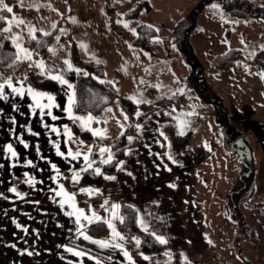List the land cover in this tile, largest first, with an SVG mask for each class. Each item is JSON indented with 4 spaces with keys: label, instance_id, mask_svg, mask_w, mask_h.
Returning <instances> with one entry per match:
<instances>
[{
    "label": "rangeland",
    "instance_id": "374dc122",
    "mask_svg": "<svg viewBox=\"0 0 264 264\" xmlns=\"http://www.w3.org/2000/svg\"><path fill=\"white\" fill-rule=\"evenodd\" d=\"M18 1L22 6L33 7L34 12L27 14L22 10H16L12 3L5 0V3L13 8L5 28L9 27L8 22L13 17L25 21L24 25L18 27L13 23L11 31L6 33L11 38L16 35L21 36L23 46L29 51L32 52L24 43V34L28 33V27L48 32L61 16L66 15L64 31L78 41L82 55L103 61L108 79L115 78L116 69L123 72L124 79L118 85L119 96L127 95L137 100L148 101L149 86L158 88L155 99L166 95H179L181 93L178 90L184 89L183 94L187 95L186 107L196 112L198 119L189 129L191 136L188 151L193 154H188V151L182 153L178 161L186 157L187 160L177 163L183 162L192 166V178L185 188L184 195L192 198L195 217H198V213L202 214V221L198 218L197 221L202 223L204 235L196 234L194 237L192 235L194 247L191 251L174 249L173 246L172 249L165 250L163 260L172 263L173 252L179 251L191 264H259L258 255L244 237L245 232H250L263 221L262 218L253 215L252 209V203L264 200V191L252 192V187L259 183L253 172L259 167L260 157L264 155L262 146H255L257 136L252 133V126L256 122H264V80L258 75L264 72V69L252 68L249 61L258 51L264 49L262 47L264 46L263 16H250L247 6L226 8L225 0H151L152 10H142L133 18L126 16L130 4L108 12L105 0H79L77 3H70L68 0ZM252 1L264 6V0ZM212 3L221 5L223 20L219 15L213 14L210 8ZM197 11L199 13H195ZM182 18L184 21L180 22ZM112 21H122L129 27H125L124 34L116 36L110 32L109 26ZM141 23L153 24L157 29V34L152 37L154 45L152 54L135 47L132 43L137 35V26ZM130 29H135L136 34L134 35ZM230 48L242 50L241 62L244 65L241 76L235 77L237 62L230 68L209 75L206 65L213 56ZM188 49H192L195 53L194 65H190L187 74H179L178 70H175L177 74L174 75L172 70H168L164 65L167 64L170 56L172 59L179 58L181 54L178 51ZM49 58L58 62V74L61 75L60 67L65 65L63 61L69 60L72 63L68 44L56 48L55 54L52 53ZM39 60H43L45 67L47 66L44 59L37 61ZM154 63H160V66L150 69V64ZM72 65L76 68L73 63ZM65 66L67 70V65ZM79 69L82 70L81 72L85 71ZM35 70L40 71L37 67ZM198 70H201V75L205 76L200 84L201 92L189 78L190 73ZM72 74L73 71L67 70V78ZM202 92L206 95L202 96ZM116 106L118 108L114 109L113 107ZM110 109L111 112L104 110L99 114L87 113L86 116L74 113L75 116L85 118L91 115L95 118L91 127L106 130V135L103 138L99 137L98 153L102 147L111 149L112 136L121 133L127 125L124 121L123 129L118 130L120 117H117L116 109L119 115L123 117L126 115L121 109L119 97L111 104ZM104 120L106 126L102 124ZM95 121L99 122L95 124ZM76 122L82 127L80 121ZM162 132L164 133L163 130ZM72 139L76 146L72 148L81 153H88L90 160H94L88 152L91 147L89 143L74 135ZM230 139L233 141L229 144ZM238 140L240 147L236 144ZM167 142V149L170 151L168 139ZM249 146L254 160L247 155L250 151ZM163 147L166 145L164 144ZM209 149L213 150L209 151ZM16 152L17 158L26 155H19L20 152ZM170 154L172 156L171 151ZM107 155L108 153H104L103 157L99 156L100 160L106 159ZM80 170V168L67 169L63 173V178L69 177L71 180L73 172ZM22 171H24L23 167L13 168L12 163V178L16 175L12 187L15 181L20 179L17 175L22 174ZM175 182L177 183L178 179ZM81 188L83 187L80 186L79 189ZM74 193L82 197L87 195L83 192L76 193V190ZM13 194L15 193L12 192V200ZM94 204L88 201L84 206L86 212ZM132 237L140 240L138 236ZM197 240L201 244H198ZM209 240L212 241L211 244ZM129 245L133 246L132 240ZM165 253H170V256Z\"/></svg>",
    "mask_w": 264,
    "mask_h": 264
},
{
    "label": "crops",
    "instance_id": "0c3cea01",
    "mask_svg": "<svg viewBox=\"0 0 264 264\" xmlns=\"http://www.w3.org/2000/svg\"><path fill=\"white\" fill-rule=\"evenodd\" d=\"M200 31L203 33L201 28ZM133 45L138 47L134 43ZM178 52L181 57H173L172 59L170 56L164 66L168 67V70H172L174 75L177 74L175 70H178L179 74H187L190 71V63L186 61L187 58L182 50ZM158 66L160 63L150 64L149 67L155 69ZM61 68V75L73 85V88L68 89L67 85H62L60 94L46 93L55 97L57 106L41 111L35 106V101L27 91L21 97L11 94V90L7 87L5 92L9 94V99L0 100V165H2L0 167V264H96L97 259L100 264H129L121 249L112 247L102 249L79 236L76 231L78 225L74 222L75 218L65 215V212L71 211V209L67 205L61 209L59 201L62 197H57L53 191H58L59 185L63 184V173L67 169L85 167L83 156L88 154L81 153V156L76 160L67 156L69 149L73 153L77 151L70 146L69 136L65 133V127L69 129V121L72 120L66 111L68 96L74 92V81L77 74L73 71L72 76L67 78L66 66L62 65ZM13 85L21 87V82L13 81ZM23 87L25 90L28 88L25 84ZM186 100L187 95L186 99L180 103L137 110L142 115L136 116V124L142 125L143 129L138 132L139 141L137 144L127 149V152L130 150V154H126L123 160L124 171L117 170L111 174L117 179L114 181L105 180L100 187L83 186V188L99 189L100 194L82 197L65 189L70 194L78 196L75 197L77 207L83 209L85 215L90 216L88 212H95L103 220L111 221L115 225L116 231L124 236V240L119 238L113 240L111 229L104 237L92 235L87 230L89 227L87 221L82 219L81 223L86 226L84 229L86 234L96 240H109L110 243L122 244L123 249L132 255L135 264H150L163 260L164 251L151 255L143 253L151 257L149 260H144L143 256L140 255L142 253L141 246L137 247L134 237L125 236L118 229V221L121 216L120 208L117 217H113L112 213L117 211L112 209L113 204L121 206L123 202H128L135 205L138 209L140 225L141 220L149 226L152 219L163 217L165 230L161 236L165 237L174 249L191 251L194 247L192 235L193 237L196 234L204 235L201 228L202 223L197 221V218L202 221V214L198 213V217H195L193 200L184 195L185 188L192 178V166L183 163L187 157L180 160L183 162L179 164L177 163L178 159H174L176 163L169 160L168 155H166L170 154L169 149H167L168 142L164 136L160 135L162 132L161 123L163 122H172L178 132L182 121L188 122L184 131L191 129L197 122L198 115L186 107ZM40 103L47 104L48 101L44 99ZM49 111L52 116H56L58 119L53 120L47 114ZM116 113L118 114L117 117H120L118 130L121 131L123 129L122 124L127 120L121 114L119 115L117 109ZM189 113L193 114L188 115ZM72 114L74 115V111ZM105 123V120L102 121L104 126H106ZM53 127L57 129V132L51 131ZM33 133H38V135H33ZM252 133L257 136L256 139L264 151V122H256L252 126ZM20 139L29 144L27 149L19 142ZM8 144H12L14 150L20 152L19 155H26L21 158L11 157L10 153L7 152ZM164 144L166 147L161 146ZM56 145H59L60 151L65 153L64 156L56 154ZM36 148H39V152ZM190 152L188 151V154ZM99 156L101 157L100 153ZM29 160L33 162L32 165L28 164ZM12 163L13 168L23 167L22 174L17 175L19 180H35V184L27 183V190L19 192L21 196L13 194V200L12 192L9 191L12 188L13 179L16 178V175L12 178ZM53 164L59 170L60 176H57L56 170L52 168ZM128 172H131L132 175L129 176ZM26 173L27 175H25ZM176 179H178L177 183L175 182ZM169 184H175L176 187L170 188ZM79 188L76 193L80 192ZM105 200L108 201V204L101 207ZM37 201L39 203H36ZM88 201L95 204L86 212L84 206L87 205ZM151 203L155 205L154 210L148 209V205ZM17 224L21 227L18 228ZM261 224L264 226V218ZM25 228L27 232L23 230ZM131 240L133 246L129 245ZM197 243L201 244L198 240ZM13 244L16 247H12ZM68 247L75 251H83L87 255L76 257L65 250ZM25 250L32 251L34 255L21 254ZM133 250L139 254L133 255L131 253ZM88 256L96 259H89Z\"/></svg>",
    "mask_w": 264,
    "mask_h": 264
},
{
    "label": "trees",
    "instance_id": "16d2710c",
    "mask_svg": "<svg viewBox=\"0 0 264 264\" xmlns=\"http://www.w3.org/2000/svg\"><path fill=\"white\" fill-rule=\"evenodd\" d=\"M7 1L12 3L14 9L16 10H22L27 14H32L34 12L33 7L22 6L18 0ZM68 1L70 3H77L79 0ZM125 4H130V8L126 11V16L130 18L137 17L142 10L150 11L153 8L151 0H105V7L108 12H113L123 7ZM245 6L248 7L247 11L250 16L264 17V6L258 5L252 0H225L226 8ZM195 13H199V11ZM3 15L5 19L0 21V76L5 78L12 77L13 81H22L23 84L39 92L60 94L62 92V85L58 81L48 78L49 70H51V73H59V64L49 58L53 52L48 51V49H56L62 44H68L70 58L74 66H76V68L85 69L84 72L76 75L74 81V113L99 114L119 97L121 108L128 116V124L122 131L124 135H121V132L112 139L111 150L114 154V159L113 162L108 165L100 163L101 160L97 151V145L98 142H100V138L98 136H93L90 131L80 127L76 121H69V129L72 133L71 138H69L70 146L76 147L74 140L72 139L73 135L78 136L84 142L89 143L92 150L90 156L96 161V163L93 164V169L100 167L102 169L101 172L104 175L114 174L118 168L117 162L123 161L126 157L125 153L127 152V149L134 146L139 141L138 131L134 127V125H137L136 112L139 108L168 106L183 102L186 99L185 94H179L177 96L166 95L155 99L158 91L156 86H149L147 88V92L150 96V100H148L147 103L137 104L133 99H130V96H119L118 85L123 81L124 74L121 70L116 69L115 78L113 80L108 79L106 78V66L103 61L93 58H85L82 55L78 41L71 34H66L64 31L66 29V27H64L66 25L65 21L67 20L66 15L61 16L55 24L56 27L48 31L52 33V35L44 36V31H36L37 41L39 43L37 41L29 40L28 33H25L24 43L32 50L33 59L32 61L18 62L13 67H9V64L12 63V58L16 49L12 43V38L3 31L10 13L5 12ZM183 21L184 18L180 20V22ZM67 24H69V22ZM123 25V23H117V21L110 22V32L116 36L124 34L125 27ZM148 25H151L152 27L149 28ZM61 30H63V34L61 33ZM156 34L157 29L153 24L141 23L137 26V35L133 39V43L150 53H154L152 37ZM56 36H60L59 41L55 39ZM183 52L185 53L190 65H194V51L192 49H188ZM242 56V50L239 48H230L226 51L216 53L210 60L209 64L206 65L209 75H213L219 70L230 68L235 62H237L235 77H240L244 65V63L241 62ZM38 59H44L45 62H47L44 75H41L40 71L35 70V62ZM97 61H100V63H97ZM249 61L252 68L264 69V49L258 51L252 58L249 59ZM85 72L88 73V75H84L83 73ZM204 77L205 76L201 75V70L189 74V78L194 81L196 89L200 92V84L202 83ZM205 95L206 94L202 92V96ZM95 124H97V121H95ZM161 128L169 140V148L172 152L173 159H178L182 153L187 152L190 149L188 143L191 136V130L185 131V134L181 136L172 122L161 123ZM129 135L133 137L131 143H129L127 139ZM232 141L233 139H230L229 144ZM255 146H259V141L257 139L255 140ZM249 152L251 155L248 154V157L250 156L254 160L251 148ZM253 175H256L259 183L252 187V192L262 193L264 191V155L260 157L259 167L253 172ZM105 180L106 179H104L102 175H96L94 171L90 169L87 172H81V179L79 183H74L69 179V177H65L63 178V184L66 190L74 192L80 186L100 187L104 184ZM15 188L18 192H23L27 190L28 185L26 181L18 180L15 183ZM148 209L154 210L155 205L152 203L149 204ZM252 209L255 217L264 218V200L252 203ZM138 214V209L135 205L128 202H123L121 204L120 215L124 217L123 223H121L120 220L118 221V229L121 233L125 236H138L141 240V252L144 254H157L165 250L172 249V245L168 240L167 244L162 245L153 235H151L153 232H155L156 235H161L165 230L164 222L160 219H152L150 225L148 226V232H145L139 224ZM87 230L90 234L99 237H104L109 232L107 224L99 222L89 225ZM244 238L250 242L254 252L258 255L259 264H264V226L260 223L258 226L252 228L250 232H245ZM131 253L133 255L139 254V252L135 250ZM173 256L174 258L172 263H167L166 260H160L150 264H186L181 252L174 251Z\"/></svg>",
    "mask_w": 264,
    "mask_h": 264
},
{
    "label": "snow or ice",
    "instance_id": "6c2138e0",
    "mask_svg": "<svg viewBox=\"0 0 264 264\" xmlns=\"http://www.w3.org/2000/svg\"><path fill=\"white\" fill-rule=\"evenodd\" d=\"M211 10L213 11L214 15H219L220 18L223 20L224 19V13L221 10V5L219 3H212L210 5ZM12 13L13 12V8L10 7L7 3H5V0H0V21H3L5 19L3 13ZM73 22H75V20H73ZM9 23V27H6L3 29L4 32H10L11 31V25L13 23H15V25L18 27L20 25H24L25 21L22 19H17L16 17H13L11 21L8 22ZM117 23H122V21H117ZM124 27H129V25L127 23H124L123 25ZM53 28L56 27L55 24H53L52 26ZM149 28H151V25H148ZM133 34H136V30L135 29H130ZM36 29L33 27H28V37L29 40L31 41H37V36H36ZM61 33L63 34V30H61ZM44 36H50L52 35V33L50 32H43ZM55 39L57 41L60 40V36H56ZM38 42V41H37ZM157 42H162V41H157ZM224 43H226V41H223ZM12 43L15 46L16 52L12 58V63L9 64V67H13L16 63L18 62H23V61H32L33 59V53L31 51L28 50V48L24 47L22 44V37L19 35H16L14 37H12ZM39 43V42H38ZM243 43V41H242ZM82 47H86L84 45H81ZM131 47V46H130ZM264 47V46H262ZM48 51L53 52V54H55V49L49 48ZM63 63L65 65H67V70L68 71H75L76 73H80L82 70L79 68H73L72 63L69 60H64ZM97 63H100V61H97ZM31 66V65H30ZM35 66L37 68L40 69V74L44 75L45 74V63L43 60H39L35 62ZM84 75H88V73H83ZM260 76V78L262 80H264V72H261L258 74ZM48 78L54 80V81H58L61 85H67L68 89H72L73 85L71 83H69V81L67 79H65V77L63 75L57 74V75H52L51 74V70H49L48 72ZM0 100H8L9 99V94L5 92V88L7 87L8 89L11 90V94H16L18 96L23 97L25 95V91H27V93L29 95L32 96L33 100L35 101V106L40 108L41 111H43V109L45 108H52L54 106H57L55 104V97L48 95L46 93L43 92H38L35 91L33 88L28 87L26 90L23 87V82L21 81V87H15L13 85V79L12 77H3L0 76ZM181 94H183L184 89L181 88L178 90ZM176 93H173V95H175ZM46 99L48 101L47 104H41L40 101ZM130 99H133L137 104L139 103H147V101H142V100H137L135 97H130ZM75 106V93L72 92L69 96H68V107L66 109V111L69 114V118L72 119L73 121H80L81 122V126L83 128H85L87 131H90L92 133L93 136H98L103 138L106 135V130H99V129H93L91 127V123L92 121L95 119L94 117H92L91 115H89L88 117H80V116H74L72 114L73 111V107ZM108 112H111L112 109H107ZM49 116H51V118L53 120L58 119V117L56 116H52L51 112L49 111L47 113ZM193 113H189L188 115H192ZM142 113H140L139 111L136 112V116H141ZM124 119L127 120L128 116L125 115ZM15 122V121H13ZM99 121H97L98 123ZM188 122L187 121H182L181 122V127H180V131H179V135L183 136L185 134V127L187 126ZM45 127H48V125H45ZM123 127V126H122ZM134 127L137 129V131H142L143 126L142 125H134ZM52 132H57V129L55 127L51 128ZM65 133L69 136V138H71L72 133L69 129H67V127H65ZM33 135H38V133H33ZM121 135H124V133L122 132ZM161 136H164L165 140H167V136H165V134L163 132H160ZM129 143L132 142L133 137L132 136H128L127 137ZM19 142L23 145L24 148H28L29 144L26 143L23 139H20ZM83 143V141H81V144ZM162 147L164 145H161ZM145 147H147V145H145ZM211 150V149H209ZM37 151L39 152V148H37ZM91 148L88 149L89 154L91 153ZM7 152L10 153L11 157H17V152L14 150L12 144H8L7 145ZM104 153H108L107 158L106 159H101L100 163L104 164V165H108L110 163L113 162L114 159V154L112 153L110 148H100V155L103 157ZM56 154L59 156H64L65 153L60 151L59 145H56ZM125 154H130V150L129 152H126ZM168 155V159L172 160L173 163H176V161L173 159V157L170 154H166ZM67 156L71 157L72 160H76L78 157L81 156V152L80 151H76L75 153H73L71 151V149L68 150L67 152ZM83 160L85 162V167H83L80 171H74L73 175L71 177L72 182L74 183H79L80 179H81V172H87L90 169H92L94 171V173L96 175H102L104 179L109 180V181H114L116 180V176L114 175H104L101 172V169L99 167H96L95 169H93V164L96 163L95 160H90L89 159V155L85 154L83 156ZM32 161L29 160L28 164L32 165ZM123 161H118L117 165L118 171H124L123 168ZM0 167H2V165H0ZM52 168L54 170H56V174L57 176H60V172L58 169H56V165L53 164ZM169 171L171 169H168ZM129 176L132 175L131 172L127 173ZM27 175V173L25 174ZM26 183L28 184H35V180L34 179H29L26 181ZM170 188H175L176 185L175 184H169L168 185ZM9 191L15 193L17 196H21V194L17 191V189L15 187H12L9 189ZM55 191V195L57 197H62V199H60L59 201V205L61 207V209H63L66 205L71 209V211H66L65 215L68 217H74V222L76 225H78V228L76 229L77 233L79 234V236H82L84 240L86 241H90L93 244L98 245L100 248H108V247H112V248H116V249H121V251L123 252V256L127 258V260L129 261V264H135V261L133 260L132 255L127 251L123 249V245L119 244V243H110L109 240H96L93 239L91 236L87 235L86 232L84 231L85 229V224L81 223V220L83 219L84 221H87L88 225H92L94 223H105L107 224V227L109 229H111V235L113 240H115L116 238H119L120 240H124V236H122L119 232L116 231L115 225L111 222V221H105L103 220L99 215H97L95 212L92 213L91 216L85 215V212L83 209L77 207L76 204V200H75V195L74 194H70L69 192H67L64 188V185L61 184L59 185V190H53ZM80 192L86 193L87 195L91 196V195H95V194H100L99 193V189H92V188H81ZM36 203H39L38 201ZM108 204V201L105 200L104 204L101 205V207H104L105 205ZM112 209H115L117 211H114L112 213L113 217H117V212L120 208V205L118 204H113ZM131 207V206H129ZM120 222L123 223L124 222V217L120 216L119 217ZM161 220H163V217H160ZM141 223V227L143 228V230L145 232H148V226L147 224L144 223L143 220L140 221ZM18 228H20L21 226L19 224L16 225ZM25 232H27V229H23ZM151 235H153L155 237V239L160 243V244H167L168 241L167 239H165V237L161 236V235H156L155 232L151 233ZM135 239V243L137 245V247L140 246L141 241L138 238H133ZM210 244L212 243L211 240L208 241ZM190 243V242H189ZM12 247H16V245H12ZM67 252L71 253L72 255L76 256V257H83L85 255H87L85 252L83 251H75L73 248L68 247L65 249ZM21 254H27L28 256H32L34 255V253L32 251H27L25 250V252L21 253ZM38 254V253H35ZM141 256H143L144 260H149L151 259V257L144 255L143 253H140ZM165 255H169L170 253H165ZM183 255V254H181ZM89 259H96L95 257L92 256H88ZM109 259H111V257H109ZM186 264H191V262L188 260V258L185 256L184 257ZM96 264H100V261L97 259L96 260Z\"/></svg>",
    "mask_w": 264,
    "mask_h": 264
},
{
    "label": "water",
    "instance_id": "95a60500",
    "mask_svg": "<svg viewBox=\"0 0 264 264\" xmlns=\"http://www.w3.org/2000/svg\"><path fill=\"white\" fill-rule=\"evenodd\" d=\"M237 147H240V141H236ZM250 155V153H248Z\"/></svg>",
    "mask_w": 264,
    "mask_h": 264
}]
</instances>
